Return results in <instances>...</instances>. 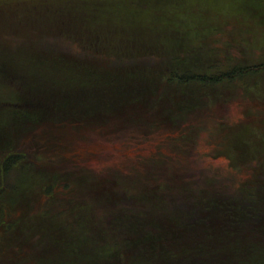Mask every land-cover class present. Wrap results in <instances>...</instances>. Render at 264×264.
Returning <instances> with one entry per match:
<instances>
[{
  "label": "trees",
  "instance_id": "trees-1",
  "mask_svg": "<svg viewBox=\"0 0 264 264\" xmlns=\"http://www.w3.org/2000/svg\"><path fill=\"white\" fill-rule=\"evenodd\" d=\"M0 40L11 47L0 53L4 77L12 68L23 77L7 85L0 76L19 125L146 109L182 118L225 105L229 86L262 100L264 0H0ZM234 120H226L231 156L196 164L190 177L118 182V192L67 178L91 198L0 222V264L5 254L12 264H264V144L258 127L233 129ZM44 171V184L60 177Z\"/></svg>",
  "mask_w": 264,
  "mask_h": 264
},
{
  "label": "rangeland",
  "instance_id": "rangeland-1",
  "mask_svg": "<svg viewBox=\"0 0 264 264\" xmlns=\"http://www.w3.org/2000/svg\"><path fill=\"white\" fill-rule=\"evenodd\" d=\"M220 31L213 35L215 39L224 38L223 32L227 28ZM6 46L11 48L6 42L0 43V53L10 51L4 48ZM1 67L4 66L0 54V76L5 84L16 85L23 78H16L13 68L4 77ZM5 84H0V110H6L4 115L0 111V206H3L0 208L1 214L3 210L0 222L4 223L6 220L15 223L19 218L25 220L37 208L46 211L50 205H68V200L82 193L84 188L81 191L74 184L67 185L64 183L67 178L71 181L81 179L87 184L93 181L104 183L117 187L118 192V182L135 181L148 187L156 180L163 182L162 178L170 175L184 173L190 177L196 173V164L200 170L209 163L219 164L212 157H221L225 161L227 156H231L227 147L231 137L226 120L233 117L238 119L231 124L233 129L247 126L253 130L258 127L257 141L264 144V88L257 91L261 101H247L246 98L253 99L248 90L239 86L226 87L223 93L225 105L210 102L182 118L172 119L168 113L165 115L164 109H146L137 114L125 111L90 121L84 118L38 123L25 120L19 125L18 120L12 117V109H6L7 102L3 98L11 96V93ZM7 112L9 116H5ZM1 125L5 127L1 128ZM193 132L200 134L201 139L187 144L185 138ZM207 156L212 161L208 162ZM262 158L259 156L260 160ZM14 160L17 161L13 163ZM231 165L228 163L227 167ZM45 169L52 176L55 173L60 177L44 184L38 176ZM241 169L243 176L249 177L252 173L243 166ZM7 190L11 204L8 201L5 206L1 195ZM82 196L91 198L83 193ZM11 225L3 227L8 231L14 230L15 226ZM22 225L24 230L30 227L29 222H22ZM244 238L252 239L250 234ZM1 260V264H12L7 254Z\"/></svg>",
  "mask_w": 264,
  "mask_h": 264
}]
</instances>
